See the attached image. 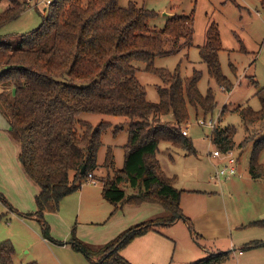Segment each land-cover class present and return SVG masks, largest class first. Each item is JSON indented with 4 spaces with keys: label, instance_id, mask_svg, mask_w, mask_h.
Masks as SVG:
<instances>
[{
    "label": "trees",
    "instance_id": "16d2710c",
    "mask_svg": "<svg viewBox=\"0 0 264 264\" xmlns=\"http://www.w3.org/2000/svg\"><path fill=\"white\" fill-rule=\"evenodd\" d=\"M3 2L8 4L0 11V28L20 18L27 9L23 0H0ZM260 3L264 11V0ZM44 8L48 12L43 22L22 34L18 44L0 42V82L15 89L14 95L0 92V104L10 124L11 138L19 148L20 165L39 189L36 211L18 214L35 216L48 234L46 212L57 211L65 196L78 191L88 181L89 173L95 174L102 133L111 125L108 121L93 125L79 117L83 113L107 114L125 117L129 136L124 145L123 167L113 173L110 169L114 154L111 148L107 151L104 166L109 173L103 180L104 198L114 205V210L120 204L152 203L162 206L164 212L131 225L98 246L88 245L74 231L68 241L47 238L84 252L91 264H131L121 255L123 248L136 237L181 219L189 223L191 233L198 239L181 206L184 190L175 185V175L162 169L157 152L160 144L167 142L186 155L196 154L194 141L182 133V125L190 119L191 106L197 114L203 112L201 116L209 117L218 102L212 88L205 94L199 88L203 71L195 70L191 76L183 77L180 65L170 70L155 64L157 57L176 54L193 44L194 11L189 15L175 13L167 18L163 28H153L150 21L157 17L156 10L136 4L123 7L120 0H52ZM222 49L220 30L212 21L200 55L209 75L231 91L234 83L221 67ZM134 61L145 62V70L161 78L157 102L148 99ZM254 84L260 109H237L247 131L256 123L264 126V85ZM170 113L176 123L162 120ZM237 131L235 126L217 125L211 142L222 151L232 149ZM262 149L264 138L255 142L250 158L254 179L264 178ZM125 186L134 192L128 194ZM243 227L264 228V218ZM262 246L264 240L255 239L240 249ZM15 255L16 247L10 239L0 242V264H17ZM231 256V250L213 251L186 264H223Z\"/></svg>",
    "mask_w": 264,
    "mask_h": 264
},
{
    "label": "rangeland",
    "instance_id": "374dc122",
    "mask_svg": "<svg viewBox=\"0 0 264 264\" xmlns=\"http://www.w3.org/2000/svg\"><path fill=\"white\" fill-rule=\"evenodd\" d=\"M23 1L26 2L27 9L20 18L0 28V42L6 41L16 45L20 42L22 34L31 32L43 22V16L48 12L44 8L47 6V0ZM37 2H39L38 6L36 5ZM7 4V2L0 3V11L7 8ZM130 4L157 11V17L150 21L153 28H163L167 18L175 13L189 15L194 11L193 44L176 54L157 57L155 64L157 67H165L170 70H174L180 65L183 77L191 76L195 70L203 71L199 88L204 94L209 88L214 90L218 105L213 117L217 119L218 126H235L238 130L235 136L236 144L232 148L238 157V174L233 178L240 181L254 180L250 174V158L255 142L264 138V126L261 123H256L251 125L247 131L237 109L243 106H251L258 110L261 107L256 96L258 88L254 84L257 82L261 86L264 85V11L260 0H120V5L123 7H128ZM212 21L217 23L221 33L223 49L220 51V62L223 73L234 83V88L231 91H227L225 86H221L209 75L207 64L200 55V47L205 43L206 30ZM133 64L137 68V77L146 86L148 99L157 102L159 100L157 88L163 84L161 78L153 72L146 71L145 62L134 61ZM7 86L8 84L0 82V92L9 91L11 93L14 88ZM190 109V119L182 125V129H189V135L194 141L197 153L186 155L183 150L163 142L157 152L160 165L168 175L177 177L176 186H189L198 177L222 185L227 181V178L220 181L211 179L216 172L217 165L210 158V151L214 147L218 149L219 147L207 138V134H210L211 131L197 123V120L203 117L201 116L203 112L197 114L196 108L193 106ZM79 118L88 120L93 125L103 121L111 123L102 133L103 145L98 154V173L95 171L94 174V177L103 183L108 171L104 162L109 148L114 154V166L110 172L113 173L116 169L123 167L124 145L129 136L128 121L121 116L94 113H83ZM162 120L176 123L172 113L164 115ZM9 126L8 118L3 113L0 104V242L10 239L14 243L17 264H87V262L91 264L90 258L72 245H69V248L81 252L85 256L86 263L76 259H64L63 257L58 259L50 253L48 244L44 240L51 236L59 241H68L71 240V233L74 231L75 235L84 241L80 235L81 231H90L91 236H96L101 229L109 225L110 222L102 225L101 223H93L92 225L86 223L82 215L80 218L77 217V192L65 196L60 201L57 211L46 212L45 219L49 227L48 236L44 233L43 225L38 219L31 216H23L25 222L19 219L21 215L18 213L34 212L33 210L36 208L33 199L30 203L26 202V199L21 200V195H24L21 193L30 190L29 198L31 199L33 198L31 194L35 193L33 189H38V187L22 174L18 160L19 148L11 138ZM260 162L264 165V149L260 152ZM255 181H260L254 185V191L260 192L257 193L256 197L264 200V178L255 179ZM84 184H87L86 187L90 191L97 187L89 179ZM125 188L128 194L133 190L130 186H125ZM72 199L75 200V210L71 202ZM246 201L242 197H236L235 200L231 201L232 222L236 215L242 217L246 224L254 218V215H250L252 207ZM253 206L255 208L260 204L254 202ZM176 225L174 229L180 236V242L176 254H174L173 249L169 264H179V259L186 257L185 248L198 245L195 239L192 240L190 228L183 220L177 222ZM163 228H160V231ZM246 228L247 231L256 229L255 227ZM67 229H69V233L64 236L63 233ZM240 231L242 230L237 228H234L233 231L234 236H237V246L240 245L237 247L238 249L245 245L243 238L238 235ZM87 244L98 246L91 242ZM202 258L205 257H194L191 260Z\"/></svg>",
    "mask_w": 264,
    "mask_h": 264
},
{
    "label": "crops",
    "instance_id": "0c3cea01",
    "mask_svg": "<svg viewBox=\"0 0 264 264\" xmlns=\"http://www.w3.org/2000/svg\"><path fill=\"white\" fill-rule=\"evenodd\" d=\"M11 94H15V89L11 90ZM210 158L215 163L219 162L213 157ZM96 173H98L97 170ZM22 174L24 177L27 176L23 169ZM98 182L99 184L95 185L97 187L93 191L86 187L87 184H83L76 191L78 218L82 215L83 220L92 225L93 223H101L102 225L110 222L96 236H91L90 231H81L80 235L87 243L105 244L131 225L161 215L164 212L162 206L152 203H145L140 206L120 204L114 210V205L103 196V183L99 179ZM258 182L260 181H255V179L240 181L235 180V178H229L220 185L217 182H211L208 179L203 180L198 177L189 186H177L184 190L181 196V206L185 215L191 219L195 234L198 236V239H196L191 233L192 240L195 239L198 245L185 248L186 257L179 259V264H186L193 261L191 259H194V257H206L210 252L220 250L232 251L231 258L223 264H264V246L242 251L237 248L240 245L237 246V236H234L233 233L234 228L242 230L238 235L243 238V244H246L255 239L264 240V228L255 227L256 229H253V231H247V228L243 227L246 221H243L242 217L236 215L232 222L230 210L231 201L235 200L236 197H242L252 207L250 210V215H254L252 220L264 218V200L256 197L257 193L259 194L260 192L254 191V185L258 184ZM38 191L39 189H33L35 193L31 194L33 197L31 199L29 198L30 190L22 192L21 194L24 195H21V200L26 199V202L30 203L33 199V203L36 205L35 196ZM132 192H134V189ZM71 202L75 210V200L72 199ZM254 202L259 203L260 206H255L254 208ZM33 211H36V208ZM32 218L36 219L35 216ZM19 219L25 222L23 216H20ZM183 221L189 226L186 220ZM177 222L163 228L165 231L158 229L136 237L123 248L121 251L122 256L131 264H169V260L172 258V251L174 249V254H176L180 242V236L174 229L177 226ZM68 233L69 229L63 234L66 236ZM44 240L48 244L47 247L50 253L58 259L63 257L64 259H76L86 263L85 256L81 252L69 248V245H54L48 238ZM16 258L17 253L15 260Z\"/></svg>",
    "mask_w": 264,
    "mask_h": 264
},
{
    "label": "built area",
    "instance_id": "2783aa9c",
    "mask_svg": "<svg viewBox=\"0 0 264 264\" xmlns=\"http://www.w3.org/2000/svg\"><path fill=\"white\" fill-rule=\"evenodd\" d=\"M50 2V0H47L46 5L50 4ZM36 5L38 6L39 2H37ZM197 123L200 126L206 127L211 131L210 134H207V138L212 140V133L218 125L217 119H215L213 116L201 117L197 120ZM182 132L186 136H189L190 134L189 129L187 128L182 129ZM210 156L219 161L218 163H216L217 169L211 179L215 181H220L223 178H233L238 174V157L236 156V153L233 149L222 151L214 147V149L210 151ZM88 179L91 180L94 185L99 184L98 179L94 177L93 173L88 174Z\"/></svg>",
    "mask_w": 264,
    "mask_h": 264
},
{
    "label": "water",
    "instance_id": "95a60500",
    "mask_svg": "<svg viewBox=\"0 0 264 264\" xmlns=\"http://www.w3.org/2000/svg\"><path fill=\"white\" fill-rule=\"evenodd\" d=\"M166 14H167V13H166ZM84 170H85V167H83L82 172H84Z\"/></svg>",
    "mask_w": 264,
    "mask_h": 264
}]
</instances>
